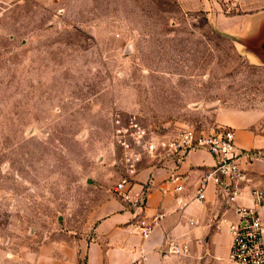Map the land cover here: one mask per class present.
I'll return each mask as SVG.
<instances>
[{
    "label": "rangeland",
    "instance_id": "374dc122",
    "mask_svg": "<svg viewBox=\"0 0 264 264\" xmlns=\"http://www.w3.org/2000/svg\"><path fill=\"white\" fill-rule=\"evenodd\" d=\"M263 42L264 0H0V264L117 194L115 114L157 135L217 127L220 105L264 123Z\"/></svg>",
    "mask_w": 264,
    "mask_h": 264
},
{
    "label": "crops",
    "instance_id": "0c3cea01",
    "mask_svg": "<svg viewBox=\"0 0 264 264\" xmlns=\"http://www.w3.org/2000/svg\"><path fill=\"white\" fill-rule=\"evenodd\" d=\"M248 27L242 24L222 30L232 34L246 32ZM236 43L245 47L248 59L261 60V54L248 49L244 43ZM261 46L264 48V42ZM125 107L130 108L131 102ZM213 121L216 126L234 130L237 146L264 150L262 109L220 105L214 109ZM213 162L209 151L191 149L178 169L183 175V188L175 189L166 180L167 170L157 167L156 161L144 158L134 175L132 188L144 191V183L152 178L144 209L135 214L117 194L110 193L82 227L66 228L26 252L21 256V264H243L229 257L231 236L227 221L236 216L233 208L223 202L212 182L205 186L203 199L195 196L202 173ZM242 164L249 182L238 201L252 204L249 186L264 190V157L243 159ZM259 211L264 222V202ZM158 213H162L160 218L155 217ZM148 223L153 224V229L144 236L142 227ZM173 244L177 245V252L168 250Z\"/></svg>",
    "mask_w": 264,
    "mask_h": 264
},
{
    "label": "built area",
    "instance_id": "2783aa9c",
    "mask_svg": "<svg viewBox=\"0 0 264 264\" xmlns=\"http://www.w3.org/2000/svg\"><path fill=\"white\" fill-rule=\"evenodd\" d=\"M112 137L120 150L117 163L121 170L114 189L135 214L137 210L144 209L146 191L152 186V178H149L144 183V191L132 189L134 175L144 158L156 161L157 167L167 170L166 180L173 183L175 189H182L183 175L178 169L188 152L198 148L209 151L214 162L202 173L195 196L203 199L205 186L209 182L214 183L223 202L232 207L236 215L227 221L231 236L230 259L243 264H264V222L259 211L264 202V190L256 185L249 186L252 204L238 201L249 182L242 160L264 157V150L253 151L237 146L234 130L226 126L199 127L187 123L171 135H157L134 114L125 119L119 114L113 116ZM161 215L158 213L155 217L160 218ZM152 229V223L145 224L141 233L148 236ZM168 250L177 252V245H169Z\"/></svg>",
    "mask_w": 264,
    "mask_h": 264
}]
</instances>
